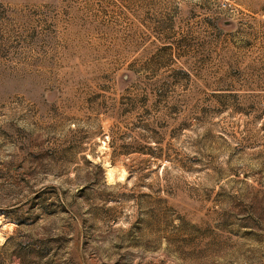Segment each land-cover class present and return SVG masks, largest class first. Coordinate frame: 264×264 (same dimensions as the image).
Listing matches in <instances>:
<instances>
[{
  "label": "rangeland",
  "instance_id": "rangeland-1",
  "mask_svg": "<svg viewBox=\"0 0 264 264\" xmlns=\"http://www.w3.org/2000/svg\"><path fill=\"white\" fill-rule=\"evenodd\" d=\"M0 264H264V0H0Z\"/></svg>",
  "mask_w": 264,
  "mask_h": 264
},
{
  "label": "bare ground",
  "instance_id": "bare-ground-1",
  "mask_svg": "<svg viewBox=\"0 0 264 264\" xmlns=\"http://www.w3.org/2000/svg\"><path fill=\"white\" fill-rule=\"evenodd\" d=\"M114 173H115V166L109 165L108 174L112 177Z\"/></svg>",
  "mask_w": 264,
  "mask_h": 264
}]
</instances>
